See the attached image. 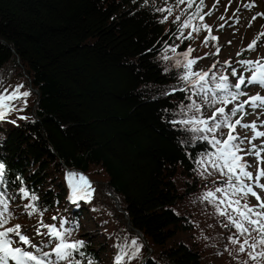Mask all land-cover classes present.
Instances as JSON below:
<instances>
[{
	"label": "trees",
	"instance_id": "16d2710c",
	"mask_svg": "<svg viewBox=\"0 0 264 264\" xmlns=\"http://www.w3.org/2000/svg\"><path fill=\"white\" fill-rule=\"evenodd\" d=\"M195 4L188 8L177 0H0V93L17 85H23L21 92H30L26 103L13 102L22 110L0 120V162L7 181L0 183V198L8 201L15 216L5 227L19 224L27 234L25 229L34 226L35 233H46L43 225L59 229L62 221L67 222L65 228L78 223L71 239L86 242L81 249L85 256L76 255L80 264H87L88 256L98 264H114L120 253L115 245L125 244L129 247L121 264H264L249 259L247 246L240 252L239 244L230 242L229 237L240 243L245 237L227 215L217 212L219 206L236 216L220 203L222 194L215 193L217 187L227 186L226 177L202 155L214 153L215 147L196 138H211L212 133L194 134L185 130L191 125L174 123L211 116L218 107L230 115L226 110L245 97L210 106L202 97L213 92L198 96L200 85L180 78L184 69L176 62L185 60L182 53L189 47L195 49L192 58H205L219 47L217 40L204 46L209 35L203 27L206 17L193 15ZM190 16L183 35L192 26L201 31L192 33V40H182L179 28ZM206 72L208 89L215 88L220 75L236 83L222 64ZM242 90L246 92L245 86ZM193 101L200 113L189 109ZM240 115L245 116L244 111L232 120ZM238 131L242 138L252 134L240 127ZM226 133L224 127L216 136L224 139ZM248 145L245 141L242 147ZM200 160L203 166L196 163ZM68 172L77 173V179L83 175L91 185V198L73 202L70 209ZM209 191L215 193V202L203 199ZM33 194L35 201L30 199ZM245 202L258 203L250 195L241 200ZM26 205L37 211L28 215L31 208ZM50 239L39 235L35 243L40 252L49 253L42 258L47 264H64L52 252L57 241ZM133 239L139 251L129 259ZM248 239L253 243L259 235L252 232ZM30 251L40 255L34 248Z\"/></svg>",
	"mask_w": 264,
	"mask_h": 264
},
{
	"label": "snow or ice",
	"instance_id": "6c2138e0",
	"mask_svg": "<svg viewBox=\"0 0 264 264\" xmlns=\"http://www.w3.org/2000/svg\"><path fill=\"white\" fill-rule=\"evenodd\" d=\"M231 3V0H229ZM219 3V0H217ZM177 4H187L188 8H192L195 4V0H177ZM196 12L194 16H199L203 20L204 15L211 16L212 11L207 13L203 12L205 7L204 0H199L198 4H195ZM254 4L245 5V7H254ZM215 7V5H213ZM164 11V9H161ZM169 15L171 14V8L167 9ZM257 15L264 16V13H258ZM256 17H253L255 19ZM167 19L165 16L160 22L163 23ZM176 21H180V17L177 16ZM222 19V17H221ZM192 16L189 19L183 21L179 31L181 32L182 40H192V33H199L201 28L199 26H192L191 32L187 36L183 35V29L188 28L191 25ZM175 22V21H174ZM204 29L209 32V35L205 37L204 46H208L209 40H217L218 38L211 35V28L208 25H203ZM264 42V33L258 35L245 49V51H256L258 45ZM171 51L175 52L176 48H172ZM195 49L189 47L187 51L182 53L185 60L177 61V67H182L184 69V74L180 77L189 85H200L196 95L201 93L213 92L211 97L204 95L202 99L206 104L214 106L217 103L223 105H228L232 101H236L240 96H246L247 93L242 90L246 85H258L264 89V57H260L255 61L252 60H241L239 63L244 67L245 71L250 72V76H245L243 73L237 71L235 67L225 61V64H228L231 70V76L235 77L236 83L231 84L229 82V77L227 75H220L218 82L215 83L214 89H208L205 87L207 84V77L209 72L192 71V65H195L198 60L203 59L204 57L192 58L191 53ZM220 52V48L217 47L215 53H206L208 55H217ZM240 55V53H237ZM168 59V57H165ZM212 67H216L214 64ZM213 81L216 80V77H212ZM23 85H17L11 91L5 89L3 93H0V120H4L9 112L13 110H22L16 109L14 101L23 100L26 103V98L30 95V92L24 91L21 92L20 89ZM234 89V90H233ZM220 94V95H217ZM244 104H250L253 108L264 107V96L259 93L254 96H249L247 100L243 101L236 107L230 109V115L225 113V107H218L212 112L211 116L207 117H193L190 120H183L174 123H180L184 125H191V127L186 128V131H190L194 134H204L212 133L211 138L208 135H198L196 138L205 140L208 144H211L215 147L216 151L206 152L202 155L207 157L208 163L211 167L221 173L222 176L226 177L225 188L217 187L215 193H221L223 198L220 200L221 204H226L228 208H231L232 212L236 213V216H233L231 213H227L225 210H221L217 206V212L221 216L227 215L230 225L235 227L237 232L244 236L245 239L242 243L235 237H229V240L233 244H239V251L244 252L246 247L250 249L248 251L249 259L252 261H264V250L257 251L258 248H264V199H262L254 188H260L264 190V183H261V180L264 179V167L258 169L255 176L253 173L248 171L250 167L249 163L244 160V156H255L257 158V163L264 165V156L261 154L264 153V146H257L252 143V141L264 137V131H258L256 123L243 124L241 119L232 120V117L237 116L238 112L242 111ZM189 109H195L197 113L201 112L200 105L196 104L195 101L188 106ZM26 117H21L25 119ZM14 123V121H13ZM227 127L229 129L226 138L218 139L216 133L218 130ZM250 129L253 131V136L240 137L237 133V128ZM247 141L251 145L250 148L245 149L242 145ZM197 164L203 166L204 160L196 161ZM207 171V169H205ZM77 173L68 172L66 174V180L68 186L71 189V196L69 197L74 203L77 200L81 199H90L91 198V185L86 177L79 175L77 179ZM211 175V173H209ZM19 179V178H18ZM245 181H250L251 183H245ZM5 180V165L0 162V183H6ZM20 192L24 197H29L28 191L24 188L20 189ZM214 192L209 191L203 195V199L209 200L210 202H215L217 199ZM251 195L256 198L258 203L255 206H251L248 203H241V200ZM30 199L35 201L37 200L36 195H31ZM0 264H9L10 261H14V264H47L46 258L49 256L48 252H40V248L37 244L33 243L30 237L21 231L22 226L17 224L14 227H5L10 219L15 218L12 211L9 209L8 201L0 198ZM26 208H31V211L28 212V215H32L37 211V208L33 205H26ZM53 219H56L53 217ZM66 221H62L59 229L54 225H43L47 228L46 233H41L39 229H36V234L40 236H49L51 240L57 241L55 247L52 248V252L55 254L56 260L64 262V264H80V260L76 258V255L81 257L85 256V252L81 249L85 248L86 242L83 240H72L71 237L73 232L78 229V223L71 225L70 227L65 228L64 224ZM228 225H226L227 227ZM252 232H256L259 235V239L253 243H249L248 237L251 236ZM15 237L16 239H13ZM43 242V241H42ZM21 245H30L31 248L36 249L40 255H36L33 251L27 250ZM47 246V245H45ZM120 249V253L115 256L114 264H121L123 260L126 249L129 245H115ZM131 248L135 249L131 252L129 259L135 257L139 251V245L135 239L131 241ZM87 264H98V261L94 257H87Z\"/></svg>",
	"mask_w": 264,
	"mask_h": 264
},
{
	"label": "rangeland",
	"instance_id": "374dc122",
	"mask_svg": "<svg viewBox=\"0 0 264 264\" xmlns=\"http://www.w3.org/2000/svg\"><path fill=\"white\" fill-rule=\"evenodd\" d=\"M204 2L205 13L210 10L212 11L211 16L204 15L206 17L204 19L205 24L211 28L212 35L218 38L217 41L219 44L220 52L217 55H208L205 58L198 60L195 65L191 66L192 71H210L212 68H214L212 67L214 64H222L230 69L228 64L224 63L225 61H228L232 65V67L238 68V71H240V73H245L246 77L250 76L251 73L245 71L244 67L241 66L239 61H255L260 57H264V42H261L258 45V49L256 51H245L248 45L258 35L264 33V17L257 15L258 13H262V10L258 7V0H231V3L229 2V0H219V3H217V0H204ZM246 2L248 4H254L255 6L252 8L245 7V5H248ZM213 5H215V7H213ZM253 17L256 18L253 19ZM237 53H240V55H237ZM234 80L236 81L235 78ZM245 91L248 93V97L254 96L258 93L264 96V89H262L258 85H246ZM243 101H245V98L238 103L240 104ZM231 108H228V110L226 111H230ZM242 111H244L245 116H239L236 119H241L243 124H251L255 122L257 130L264 131V107L253 108L250 104H244V108ZM234 120L235 119H233V121ZM238 128L237 133H240L241 131H238ZM244 130L252 132V134L250 133L249 136H253L254 133L252 130ZM228 131L229 129L227 128V133ZM252 143L257 146H264V137L258 138L252 141ZM248 147H251V145L249 144ZM261 155L264 156V153H262ZM247 162L250 165L249 170L253 171V176H255L259 168L264 167V165L257 163V158L255 156H248ZM261 183H264V179L261 180ZM254 191H256L258 195L262 199H264V190H261L260 188H254ZM250 198L252 201L258 202L256 198L251 195ZM66 208L70 209V203L66 206ZM34 228V226H29L25 230H27L26 232L32 242L37 243L39 240V235L34 232ZM28 246L30 245H21V247L27 250H31V248ZM9 264H14V261H10Z\"/></svg>",
	"mask_w": 264,
	"mask_h": 264
},
{
	"label": "bare ground",
	"instance_id": "6f19581e",
	"mask_svg": "<svg viewBox=\"0 0 264 264\" xmlns=\"http://www.w3.org/2000/svg\"><path fill=\"white\" fill-rule=\"evenodd\" d=\"M223 1V0H222ZM246 1V0H245ZM250 1V0H249ZM235 2V1H234ZM239 2V1H238ZM247 3V2H246ZM257 3H259V5H258V7L262 10V13H264V0H258V2ZM256 3V4H257ZM248 4V3H247ZM226 6V5H225ZM228 6H230V5H228ZM257 7V8H258ZM232 8V7H231ZM252 8V7H251ZM233 9V8H232ZM220 10V9H219ZM231 10V9H230ZM240 11V10H239ZM251 11V10H250ZM259 12V11H258ZM226 13H227V11H226ZM238 15V14H237ZM242 15V14H241ZM246 17V16H245ZM244 17V18H245ZM262 17H264V16H262ZM263 19V18H262ZM264 20V19H263ZM253 24V23H252ZM260 24V23H259ZM254 26V25H253ZM261 26V25H260ZM255 27V26H254ZM257 27V26H256ZM252 29V28H251ZM253 30V29H252ZM256 30V29H255ZM259 31V30H258ZM251 34V33H250Z\"/></svg>",
	"mask_w": 264,
	"mask_h": 264
}]
</instances>
